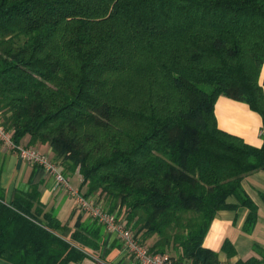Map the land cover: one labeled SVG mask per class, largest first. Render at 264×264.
<instances>
[{"label":"trees","instance_id":"1","mask_svg":"<svg viewBox=\"0 0 264 264\" xmlns=\"http://www.w3.org/2000/svg\"><path fill=\"white\" fill-rule=\"evenodd\" d=\"M263 63L264 0H0V123L18 145H49L86 198L173 264H220L203 246L220 211L246 207L256 226L242 182L264 171ZM221 96L262 117L261 147L219 128ZM3 165L0 258L102 254L106 229L91 219L63 238L39 186L7 201ZM235 264H264V249Z\"/></svg>","mask_w":264,"mask_h":264},{"label":"crops","instance_id":"2","mask_svg":"<svg viewBox=\"0 0 264 264\" xmlns=\"http://www.w3.org/2000/svg\"><path fill=\"white\" fill-rule=\"evenodd\" d=\"M260 84L264 88V63ZM215 115L221 130L242 138L254 147L262 146L263 119L248 104L221 96L215 105ZM29 141L30 138L26 137L22 145H28ZM33 148L49 159H54L49 145H36ZM0 155L4 161L2 186L6 190L7 201H10L17 189L26 190L29 185L39 186L42 204L48 210L54 209L58 220L62 223L58 233L63 238H69L73 231L91 220L89 215L78 207L76 199L65 188L57 185L55 178L43 167L26 162L18 153L7 149L1 143ZM64 175L69 179L71 186L84 195L86 189L82 188L81 175L78 172ZM242 185L258 207V220L253 231L248 233L244 229L249 215L246 207L239 206L235 210L220 211L216 215L203 246L219 254L220 264H235L239 260H247L256 255V248L264 249V171L247 176ZM90 199L97 201L94 197ZM230 202L236 203V200L232 199ZM105 235L102 254L89 255L82 262L72 264H139L124 249L116 236L106 230ZM226 242H230L236 251V255L232 258L224 250ZM170 255L174 257L173 254ZM0 264L11 263L0 258ZM176 264H191V262L186 260Z\"/></svg>","mask_w":264,"mask_h":264},{"label":"built area","instance_id":"3","mask_svg":"<svg viewBox=\"0 0 264 264\" xmlns=\"http://www.w3.org/2000/svg\"><path fill=\"white\" fill-rule=\"evenodd\" d=\"M0 143L7 149L12 150L28 163L39 165L55 178L57 185L65 188L78 203V207L85 211L89 217L102 225L106 231L113 234L122 243L124 249L139 264H173L168 256L153 254L137 239L134 231L120 220L116 213L108 212L101 204L86 198L78 190L74 189L68 178L59 166L45 154L35 150L33 147L18 145L12 138V133L0 123Z\"/></svg>","mask_w":264,"mask_h":264},{"label":"rangeland","instance_id":"4","mask_svg":"<svg viewBox=\"0 0 264 264\" xmlns=\"http://www.w3.org/2000/svg\"><path fill=\"white\" fill-rule=\"evenodd\" d=\"M76 179L78 180V177H76Z\"/></svg>","mask_w":264,"mask_h":264}]
</instances>
